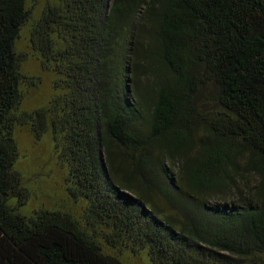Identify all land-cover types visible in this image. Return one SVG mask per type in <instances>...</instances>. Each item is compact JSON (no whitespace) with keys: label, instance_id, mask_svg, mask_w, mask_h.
<instances>
[{"label":"trees","instance_id":"16d2710c","mask_svg":"<svg viewBox=\"0 0 264 264\" xmlns=\"http://www.w3.org/2000/svg\"><path fill=\"white\" fill-rule=\"evenodd\" d=\"M41 73L63 95L34 105ZM21 128L51 135L84 206L23 212ZM127 251L263 263L264 0H0V264Z\"/></svg>","mask_w":264,"mask_h":264},{"label":"rangeland","instance_id":"374dc122","mask_svg":"<svg viewBox=\"0 0 264 264\" xmlns=\"http://www.w3.org/2000/svg\"><path fill=\"white\" fill-rule=\"evenodd\" d=\"M41 0H27L28 6L34 2L40 3ZM40 22L38 18L34 20ZM29 25L24 27L19 37L17 49L19 52L26 54L29 61H26L24 68L27 69L34 66V61H38L40 56L33 50L32 43L30 42V35L27 34ZM37 59V60H36ZM39 63V62H38ZM44 81L43 88L38 87L34 90V96L31 97V103L47 101V94H51V98L62 96L63 92L55 91L54 88L57 85V80H61V76H55L53 74H42L38 76ZM46 90H45V89ZM49 91V92H48ZM42 93H44L41 98ZM30 95L26 94L25 98L28 99ZM30 100V99H29ZM53 102V100H48ZM47 103V102H46ZM45 103V104H46ZM44 109H54L50 103ZM49 113L48 121L51 115ZM17 139L20 145V157L17 163V169L24 175L23 180L25 187L29 191V200L24 209L25 214H31L41 208L55 209L56 207L70 206L77 209V206H84L82 202L76 201L73 203L69 196L65 193V187L67 185L66 177L64 179L63 168L57 161L58 149L55 146V141L52 139L49 133L46 137H37L31 128H21L17 132ZM251 182H255V178L251 179ZM91 230V229H89ZM109 254L115 255V252L106 250ZM121 260L124 264H153L147 251H141L137 254H133L129 251L121 254ZM262 261H258L257 264H264V257Z\"/></svg>","mask_w":264,"mask_h":264}]
</instances>
